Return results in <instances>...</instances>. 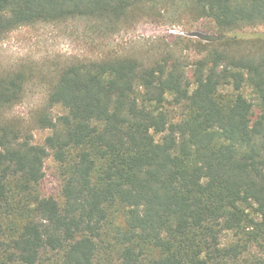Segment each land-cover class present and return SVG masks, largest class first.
<instances>
[{
  "label": "trees",
  "instance_id": "1",
  "mask_svg": "<svg viewBox=\"0 0 264 264\" xmlns=\"http://www.w3.org/2000/svg\"><path fill=\"white\" fill-rule=\"evenodd\" d=\"M177 1L217 30L200 58L66 65L34 116L42 144L0 119V264H264V34L235 32L264 25V0H0V39ZM25 80L0 76V111Z\"/></svg>",
  "mask_w": 264,
  "mask_h": 264
},
{
  "label": "rangeland",
  "instance_id": "2",
  "mask_svg": "<svg viewBox=\"0 0 264 264\" xmlns=\"http://www.w3.org/2000/svg\"><path fill=\"white\" fill-rule=\"evenodd\" d=\"M235 32L264 34V25ZM212 35H217L212 21L194 13L187 1L159 5L114 30L79 18L18 27L0 39V76L21 71L26 80L21 99L1 110L0 119L29 130L33 142L42 144L50 131L36 129L34 116L66 65L117 55L149 60L165 52L192 63L204 53L200 41L204 43ZM187 69L191 71L192 67ZM55 112L61 110L57 108ZM44 171L43 192L57 196L59 181L51 158L46 159Z\"/></svg>",
  "mask_w": 264,
  "mask_h": 264
}]
</instances>
